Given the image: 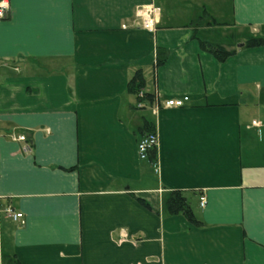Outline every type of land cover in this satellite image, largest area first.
<instances>
[{"label": "crops", "instance_id": "crops-1", "mask_svg": "<svg viewBox=\"0 0 264 264\" xmlns=\"http://www.w3.org/2000/svg\"><path fill=\"white\" fill-rule=\"evenodd\" d=\"M8 1L0 264H264V46L221 62L191 24L264 35V0ZM149 4L155 32L136 16ZM137 71L152 100L129 92ZM145 134L159 146L141 159ZM174 189L202 226L166 212Z\"/></svg>", "mask_w": 264, "mask_h": 264}, {"label": "trees", "instance_id": "trees-1", "mask_svg": "<svg viewBox=\"0 0 264 264\" xmlns=\"http://www.w3.org/2000/svg\"><path fill=\"white\" fill-rule=\"evenodd\" d=\"M204 15L208 19V24L204 27L203 23L200 22ZM198 20H200L198 22ZM194 31V36L200 41V46L203 51H206L214 55L219 61L223 62L229 57L236 54L239 50L238 44L244 43L245 48H256L264 46V35H255L248 29L238 31L231 29L229 25H223L218 23L205 11L197 15L195 20L191 23ZM205 30V31H204ZM227 34V37L223 34ZM226 37L225 39L223 38ZM162 63V59H158V64ZM145 85V78L141 71H137L131 78L128 86L129 92L138 95ZM144 100H152L148 93H145ZM149 121L145 120L143 125L139 127L140 131L145 133H153ZM156 150H152L150 154H155ZM164 207L169 215L183 214L187 220L195 225L202 226L203 222L194 213L186 192L180 189L172 190L164 200ZM8 264H13L11 258L5 259Z\"/></svg>", "mask_w": 264, "mask_h": 264}, {"label": "built area", "instance_id": "built-area-1", "mask_svg": "<svg viewBox=\"0 0 264 264\" xmlns=\"http://www.w3.org/2000/svg\"><path fill=\"white\" fill-rule=\"evenodd\" d=\"M10 10V4L8 0H0V19L7 17L8 11ZM161 15L160 7L149 4L138 7L136 10V16L139 19L140 25L143 29L150 32H155L157 24L159 22ZM139 98H145V93L143 91L139 92ZM188 100V97L181 98H168L164 101L165 107H183L185 102ZM142 102L138 103V107H142ZM160 107V105H158ZM157 111V109H155ZM254 124H259L254 122ZM19 140H26L25 136H20ZM159 146V139L156 134H145L142 136L138 142V153L141 159H147L152 150H157ZM201 206L204 207L207 203L205 196L201 197ZM6 215L12 220H22L24 214L20 211H16L12 206H9L6 210Z\"/></svg>", "mask_w": 264, "mask_h": 264}, {"label": "rangeland", "instance_id": "rangeland-1", "mask_svg": "<svg viewBox=\"0 0 264 264\" xmlns=\"http://www.w3.org/2000/svg\"><path fill=\"white\" fill-rule=\"evenodd\" d=\"M200 13H202V12H199V14ZM200 20H198V22H199ZM200 22H202L203 23V25H204V27H208V26H206L207 24H208V19H207V17L204 15V18H201V21ZM231 29H236V30H238V31H243V29H241V28H235L234 26H231ZM205 31V30H204ZM224 36H226L227 37V34L225 33V34H223ZM223 36V38L225 39L226 37H224ZM228 38V37H227ZM226 38V39H227ZM140 112V111H139Z\"/></svg>", "mask_w": 264, "mask_h": 264}, {"label": "water", "instance_id": "water-1", "mask_svg": "<svg viewBox=\"0 0 264 264\" xmlns=\"http://www.w3.org/2000/svg\"><path fill=\"white\" fill-rule=\"evenodd\" d=\"M238 46L239 47H243L244 46V43H239Z\"/></svg>", "mask_w": 264, "mask_h": 264}]
</instances>
